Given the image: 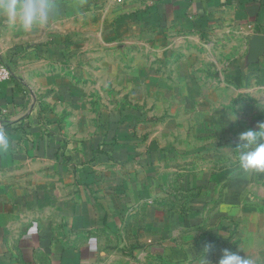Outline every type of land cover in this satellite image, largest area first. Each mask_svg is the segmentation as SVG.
I'll return each mask as SVG.
<instances>
[{"label": "crops", "instance_id": "0c3cea01", "mask_svg": "<svg viewBox=\"0 0 264 264\" xmlns=\"http://www.w3.org/2000/svg\"><path fill=\"white\" fill-rule=\"evenodd\" d=\"M0 20V264H264V0H53ZM233 115L236 120H231Z\"/></svg>", "mask_w": 264, "mask_h": 264}, {"label": "clouds", "instance_id": "9594fccd", "mask_svg": "<svg viewBox=\"0 0 264 264\" xmlns=\"http://www.w3.org/2000/svg\"><path fill=\"white\" fill-rule=\"evenodd\" d=\"M56 8L53 0H0V20L9 29L31 31L33 28L46 26ZM231 120H236V116L233 115ZM10 147L7 132L0 129V153H7ZM232 150L239 170L244 173L264 174V121L258 122L255 128L241 131ZM210 249L211 245H205L199 264H211L204 255ZM218 264H252V261L225 248Z\"/></svg>", "mask_w": 264, "mask_h": 264}, {"label": "water", "instance_id": "95a60500", "mask_svg": "<svg viewBox=\"0 0 264 264\" xmlns=\"http://www.w3.org/2000/svg\"><path fill=\"white\" fill-rule=\"evenodd\" d=\"M264 53V36L255 35L250 40L249 56L252 62H255L258 57Z\"/></svg>", "mask_w": 264, "mask_h": 264}, {"label": "built area", "instance_id": "2783aa9c", "mask_svg": "<svg viewBox=\"0 0 264 264\" xmlns=\"http://www.w3.org/2000/svg\"><path fill=\"white\" fill-rule=\"evenodd\" d=\"M10 77V70L6 66L0 64V81H7L10 79Z\"/></svg>", "mask_w": 264, "mask_h": 264}]
</instances>
